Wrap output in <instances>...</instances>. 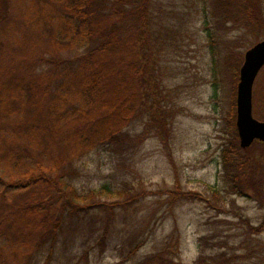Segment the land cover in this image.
I'll use <instances>...</instances> for the list:
<instances>
[{"label": "trees", "instance_id": "obj_1", "mask_svg": "<svg viewBox=\"0 0 264 264\" xmlns=\"http://www.w3.org/2000/svg\"><path fill=\"white\" fill-rule=\"evenodd\" d=\"M203 1L215 27L240 30L245 44L263 27L262 0ZM152 4L0 0V264H38L46 250L44 264H49L68 219L72 224L115 204L134 203L128 183L80 190L74 179L79 162L93 150L124 153L132 147L127 128L146 109L153 66ZM235 51L237 82L243 55ZM236 96L235 87L230 120L239 139ZM250 150L230 142L222 152L223 166L233 193L248 195L252 189L264 204V170L252 162ZM212 192L214 202L197 193L187 198L194 195L223 209L226 196L220 189ZM249 227L262 233L264 221ZM167 254L133 264H180ZM205 263L200 256L190 264Z\"/></svg>", "mask_w": 264, "mask_h": 264}, {"label": "rangeland", "instance_id": "obj_2", "mask_svg": "<svg viewBox=\"0 0 264 264\" xmlns=\"http://www.w3.org/2000/svg\"><path fill=\"white\" fill-rule=\"evenodd\" d=\"M152 5L153 66L146 109L127 128L132 147L124 153L93 150L79 162L74 179L80 190L128 183L134 203L115 204L72 224L68 219L49 264H133L158 253H169L180 264L200 256L205 264H264V231L249 227L264 221V204L252 189L248 195L230 190L222 158L230 142L240 145L230 120L239 82L231 51L242 53V66L245 52L264 40V24L245 44L240 30L215 27L203 0H153ZM261 8L264 14V0ZM253 114L264 120V67L254 85ZM259 142L249 153L264 170V142ZM214 188L226 196L223 209L194 195L187 198L197 193L214 202ZM45 252L38 264L49 258Z\"/></svg>", "mask_w": 264, "mask_h": 264}, {"label": "water", "instance_id": "obj_3", "mask_svg": "<svg viewBox=\"0 0 264 264\" xmlns=\"http://www.w3.org/2000/svg\"><path fill=\"white\" fill-rule=\"evenodd\" d=\"M264 67V40L245 52L237 85L236 126L242 148H249L255 141L264 142V120L253 114V91L255 81Z\"/></svg>", "mask_w": 264, "mask_h": 264}]
</instances>
